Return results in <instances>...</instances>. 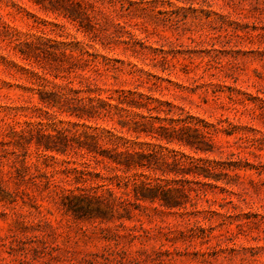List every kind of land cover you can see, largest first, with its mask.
<instances>
[{"label":"rangeland","instance_id":"obj_1","mask_svg":"<svg viewBox=\"0 0 264 264\" xmlns=\"http://www.w3.org/2000/svg\"><path fill=\"white\" fill-rule=\"evenodd\" d=\"M0 264H264V0H0Z\"/></svg>","mask_w":264,"mask_h":264},{"label":"trees","instance_id":"obj_2","mask_svg":"<svg viewBox=\"0 0 264 264\" xmlns=\"http://www.w3.org/2000/svg\"><path fill=\"white\" fill-rule=\"evenodd\" d=\"M79 2H81V1H76V4H78V12H76V13H78L80 16H87V13H86V11L85 10H83L82 8H80V4H79ZM71 4H73L72 2H71ZM74 6V5H73ZM73 6H71V7H73ZM69 17H71V18H73V16H71V14L70 15H68ZM79 18V17H78ZM80 18H82V17H80ZM94 26L92 25H90L89 24V27L87 26L86 27V29L87 30H89V32H91V33H93V35L94 36H97V34H96V31H95V28H93ZM123 94L121 95V98H120V100H119V102L120 103H129L128 102V100L127 99H125V94H124V92H122ZM110 104V103H109ZM185 129V126H180V127H178V130H180V131H183ZM50 137H52L53 138V135H50ZM147 189L150 191V192H152V194H149L148 196H145V195H142V197L144 198V197H148V198H150L151 200H155V199H157V200H159L160 201V203L162 204V205H165V206H171V205H173V204H171L170 203V198H169V196H168V194L169 193H171V191H172V189H170V188H165V187H163V186H161V185H158L157 187H147ZM71 207H74V206H71Z\"/></svg>","mask_w":264,"mask_h":264}]
</instances>
